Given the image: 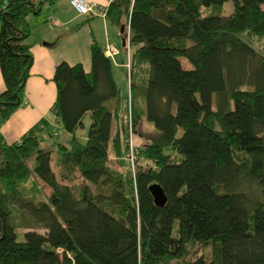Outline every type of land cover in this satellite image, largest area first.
Wrapping results in <instances>:
<instances>
[{
  "label": "trees",
  "instance_id": "obj_1",
  "mask_svg": "<svg viewBox=\"0 0 264 264\" xmlns=\"http://www.w3.org/2000/svg\"><path fill=\"white\" fill-rule=\"evenodd\" d=\"M57 1L0 0V125L24 104L27 17ZM102 11L126 35L128 95L92 43L89 73L54 70L64 145L48 143L46 120L11 145L0 134V264H264V0H112ZM32 227L44 233L23 232Z\"/></svg>",
  "mask_w": 264,
  "mask_h": 264
},
{
  "label": "crops",
  "instance_id": "obj_2",
  "mask_svg": "<svg viewBox=\"0 0 264 264\" xmlns=\"http://www.w3.org/2000/svg\"><path fill=\"white\" fill-rule=\"evenodd\" d=\"M85 1L104 10L112 0ZM49 17L51 19H48ZM27 22L30 29L27 43L30 45L33 62L25 83L24 104L0 125V134L8 145L19 142L42 120H46L48 126L56 125L50 109L56 99L53 74L58 64L66 63L69 66L80 64L83 71L89 73L91 44L96 43L104 51L105 46L110 43L119 51L115 57V66L112 67L116 85L117 75L120 73L118 70L126 69V50L123 49L126 46H122V40H125L126 35L123 38V32L102 16L92 13L79 16L71 7L70 0H58L51 7L44 5L39 14L29 15ZM3 89L0 73V93ZM128 92L129 84L126 93L121 94L128 95Z\"/></svg>",
  "mask_w": 264,
  "mask_h": 264
},
{
  "label": "rangeland",
  "instance_id": "obj_3",
  "mask_svg": "<svg viewBox=\"0 0 264 264\" xmlns=\"http://www.w3.org/2000/svg\"><path fill=\"white\" fill-rule=\"evenodd\" d=\"M233 11V4L231 1L229 2H226L223 4L222 8H221V15L223 16H228L232 13ZM254 47L256 48H259V44L257 43H253ZM181 63L183 65V67H186V69H191V65L184 59L181 60ZM112 66L114 67L115 64L114 62H112ZM120 73L119 75H117V85L121 88V92L123 94L126 93V90H127V87H128V82H127V79H126V69H120L118 70ZM89 125H90V116L89 114H86L84 117H83V127L81 128H78L77 129V132H76V135L78 136V138L81 139V141H84L86 139V136H87V132H88V129H89ZM148 125V126H147ZM142 124L141 127L139 128V132H140V135L142 136L141 138H150L152 135H153V127L152 125H149V124ZM52 134V138H48V143L51 145V147H55V144L59 143V144H62L64 145L68 139H69V134L66 133L65 131L61 130V128L58 126V125H51V126H48L46 127L45 129V133L47 136H49V134ZM133 144L137 141H139L137 139V137H134L133 138ZM52 159L55 160L56 157H57V154L56 152H53L52 153ZM108 164L111 168L113 169H116V170H119L121 172H125V168H119L117 166V163H115V161L113 160V156L112 154H110V160L108 161ZM75 184L78 185V186H82V185H88V187L90 188L91 192L96 195L98 193H102V191H100L96 186L94 185H91L87 182H84L78 174H76V181H75ZM73 187H74V184L72 183ZM27 187L30 186V183H28L26 185ZM39 186L40 188L42 189V191L44 192L45 195H48L49 194V189L47 187H45L41 182H39ZM103 194H106V192H103ZM35 231L37 233H40V234H43L44 231L41 230V229H38L36 227H32L31 229H24L23 232L25 231ZM210 253H211V250L210 248H198L197 249V253L196 255H204L206 257H209L210 256Z\"/></svg>",
  "mask_w": 264,
  "mask_h": 264
},
{
  "label": "built area",
  "instance_id": "obj_4",
  "mask_svg": "<svg viewBox=\"0 0 264 264\" xmlns=\"http://www.w3.org/2000/svg\"><path fill=\"white\" fill-rule=\"evenodd\" d=\"M71 7L77 12L79 16H85L88 14H95L100 16H105L104 12L102 11L101 7H98L95 4H89L85 0H70ZM48 19H51L49 17ZM128 36V34H127ZM105 56L111 60V62H115V57L119 54L118 49L113 46L112 44L108 43L104 48ZM126 64L125 67L129 68V52L126 51ZM136 154V150L132 141L130 142V157L129 162L133 165L134 155Z\"/></svg>",
  "mask_w": 264,
  "mask_h": 264
},
{
  "label": "water",
  "instance_id": "obj_5",
  "mask_svg": "<svg viewBox=\"0 0 264 264\" xmlns=\"http://www.w3.org/2000/svg\"><path fill=\"white\" fill-rule=\"evenodd\" d=\"M121 32H123V28H121L120 30ZM122 46H125V40H122ZM149 192L151 194V197L153 199V203L156 207H163L166 204L167 201V197L163 191V189L157 185V184H153L149 187Z\"/></svg>",
  "mask_w": 264,
  "mask_h": 264
}]
</instances>
